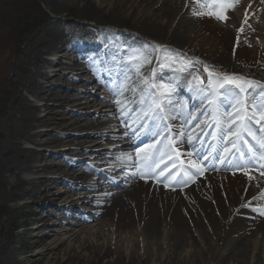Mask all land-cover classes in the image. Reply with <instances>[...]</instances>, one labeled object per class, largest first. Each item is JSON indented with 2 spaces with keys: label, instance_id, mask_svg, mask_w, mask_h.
Wrapping results in <instances>:
<instances>
[{
  "label": "bare ground",
  "instance_id": "1",
  "mask_svg": "<svg viewBox=\"0 0 264 264\" xmlns=\"http://www.w3.org/2000/svg\"><path fill=\"white\" fill-rule=\"evenodd\" d=\"M228 1H241L240 7L229 4L226 8L231 18L237 14L244 28L254 26L261 33L260 36L264 37V0ZM45 2L47 9L56 16L64 14V17H69L73 10L78 20L74 19L67 24H54L46 32H41L35 41L31 39L23 43L21 50L18 51V56L24 58V65H31L32 70L29 78L20 85V90L25 92L26 96L19 99L15 109L19 119L22 120L21 132L15 138H9L6 141L5 154L9 157H17L21 163L16 164L15 167L20 172H29L34 169L37 185L42 184L48 192L53 193L54 198L51 201L68 197L64 202L69 206L90 205L92 214L90 216L72 215L77 219L76 224H72L77 226L73 230L59 228L55 224H52L53 227H46L47 229L42 226L35 228L34 233L42 232L43 236L38 238L36 235L34 243L41 247L31 256L30 262L50 264L60 246L67 250L77 242L85 243L83 251L95 253L101 251L105 254L102 244L87 241L89 236L102 234L111 221L117 220L123 227L120 217L136 214L137 209L143 213L140 221L142 225L139 229L145 237L157 239V235L162 233L163 229H170L169 222L172 224V232L176 233L175 250L187 247L190 245L188 238L193 237L194 231L196 232L199 228L193 220V213H199L200 201L196 193L202 195L206 203H211L214 207L220 195L224 203H226L225 200L233 203L238 195L237 188L241 179L237 173L229 172V169H225L218 163L215 164L214 170L210 168L203 175L197 173L194 181H188L185 185L174 186V181L165 177L141 179L137 168L133 167L132 161L125 154H131L135 159L136 148L149 142L151 137L133 138L131 130L126 127L124 116L117 110L114 102L116 97L112 89L118 86L125 74L131 77V80L127 82L129 88L139 83L140 76L136 71L139 61L129 62L128 59L137 50L151 58V63L142 64L140 73L150 76L151 70L155 69L158 75L164 74L165 79L176 81L178 91L189 87H199V76H196L198 73H192L197 70L188 68L187 71H180L181 66L174 68L175 70L161 69L158 63H153V54L160 53L156 45L164 40L167 41L168 35L173 36L177 46L185 48L194 46L201 51L205 48L203 42L207 33L220 36L219 44L212 43L209 50L213 54L221 55V63H227L229 60L228 55L222 53V50L232 51L237 63L246 64L249 59L245 56V52H254L256 48L253 46L247 48V45L243 43L242 35L237 31L233 32L228 27L223 29L217 25H208L207 20L197 15H195L197 19L194 20L189 8H197L200 5L196 3V0H45ZM106 17L111 18L106 25L113 28L93 30L81 24V22H96ZM258 19L259 21L256 22ZM128 23H132L135 30L130 35L126 31H121V27L127 28ZM257 49L258 57L264 58V45L261 44V47ZM70 50H81L82 53L77 54L84 59L83 66H80V62L76 63L69 59ZM114 60L116 64L113 63ZM120 60H124L125 63L119 64ZM117 64L123 69L119 77L116 76ZM64 65L70 68H65ZM109 69H112L111 73ZM67 87L74 92L69 93L65 89ZM89 89H98V91L106 89V91L101 90L103 96H99L104 99V102L96 103L91 98L79 100V97L87 94ZM160 91H166V89ZM132 95L131 91L125 93L127 97ZM172 95L177 111L186 113L188 104L179 100L180 97L176 92L173 91ZM204 97L201 91L189 95L190 102L199 103L196 111L202 113V117L198 118L197 132L202 128L206 131L210 129V126L215 131L213 117L208 122L202 119L207 116L209 110L199 111L205 104ZM30 99L40 104H34ZM213 99L217 101L216 96ZM53 105L60 108L53 109ZM214 105H211L210 111L216 109ZM94 107L99 108L94 110ZM40 111L42 115H38ZM191 113L194 115V112ZM185 117H188V113ZM192 120V118L189 119V121ZM180 121L178 119L170 123L179 125ZM190 124L188 123L185 128L193 133L196 129L189 128ZM34 125L40 129H32L31 126ZM125 133L128 134L125 135ZM200 140L205 142V149L209 144L217 143L212 136ZM27 146L51 147L56 148V151L46 153L35 151ZM179 148L181 153H184L189 146L183 144L179 145ZM103 150L109 151L102 152ZM88 151L92 153L87 155ZM143 155L144 153H141V156ZM175 155L173 151V157ZM33 156L37 157V166H32ZM103 157L125 162L128 171L124 172L125 174L118 179V182L110 181L111 188L102 197L94 198L96 194L93 192L102 187L97 176H101V173L107 171L106 169H110L105 167L104 172L93 169V165L107 162ZM182 159L185 160L183 167H188L187 157ZM177 164L180 165L179 160ZM117 167L125 166L117 164L111 168L115 174L123 169ZM76 169L81 171L76 173ZM49 173L53 175L48 176ZM54 175L58 177L51 179L55 177ZM167 175L168 173H165V176ZM262 183L264 184V180ZM17 185L24 186L22 192L24 197L33 183L31 180L18 182L17 179ZM78 187H84L87 191H77ZM261 198L264 203V196ZM184 199L191 204L190 211L182 204ZM159 203L160 210H157L154 205ZM170 208L174 211L180 210L182 214L180 213L176 218H168ZM80 209L83 210V208ZM84 211L88 210L84 209ZM167 218L171 222L166 221ZM89 220L91 224H94L93 228L83 223ZM94 228H96L95 232L92 231ZM63 231L69 232L59 240ZM137 234L140 235L139 232ZM198 238L204 240L206 237L200 232ZM162 239H164L163 236ZM200 240L197 239L199 244ZM110 244L113 248L117 247V243L113 240ZM145 245L141 246L143 253L147 254L148 251L149 254H154V250L147 247V243ZM200 245L196 250L202 253L204 247ZM230 246L234 250L237 247L235 242ZM237 248L240 249L241 246ZM166 260L167 258H162L164 264L167 263Z\"/></svg>",
  "mask_w": 264,
  "mask_h": 264
},
{
  "label": "rangeland",
  "instance_id": "2",
  "mask_svg": "<svg viewBox=\"0 0 264 264\" xmlns=\"http://www.w3.org/2000/svg\"><path fill=\"white\" fill-rule=\"evenodd\" d=\"M36 1L40 3L42 10L47 15L46 19L38 27L24 26L25 28L19 27L12 31L17 23V15L18 12L21 13L22 8L20 7L22 6L19 5V0H0V182L3 184V189H5L3 191L4 198L0 200V264H32L30 262L31 256L41 247L34 243L36 235L38 238L43 236L42 232L35 234V228L41 226L42 228L53 227L52 224H55L59 228L73 230L77 226L72 224H76L77 219L72 215L77 216V214H81L83 216H90L92 214L90 205L83 207L80 205L75 207L74 205L69 206L68 203L64 202L68 197L66 199L51 201L54 198L53 193L48 192L42 184L37 185V175L34 174V169L29 172H20L15 167L16 164L21 163L17 157H9L5 154L6 141L9 138H15L21 132L22 120L19 119V115L16 114L15 109L17 108L16 104L19 99L26 96V93L20 90V85L29 78L32 70L31 65H24V58L18 56V51L21 50L24 45L23 43L31 39L35 41V38H38L41 32H46L54 24H67L68 22H73L74 19L75 21L78 20L73 10L70 12L69 17H64V14L56 16L47 9L45 0ZM229 4L240 7L241 1H228L224 4L212 5V7L217 8V15L223 16L225 19H217L215 15L197 16L207 20L206 23L208 25H217L223 29L228 27L233 32L237 31L241 34L243 43L247 45V48L249 46L256 48L254 52H245V56L249 59L248 63L239 64L234 59L232 51L220 50L229 57L227 63H221V55L219 53L213 54L209 50L212 43L218 45L221 40L220 36H214L213 33L206 34L203 42L205 48H202V51L196 49L194 46H190L189 48L177 46L175 39L171 35H168L167 41L164 40L156 45L169 49L171 52L179 53L178 59L180 63L175 64L174 68L178 66L184 67L188 61H191L192 65L190 68L197 70V72H192V70L191 72L198 73L196 76H199V87H189L178 91L176 89L179 87L176 81H174L173 91L180 97L179 100L187 103L189 106L188 109L186 108L188 111L183 116L189 113V111L194 112L196 119L189 121L191 123L189 128L196 129L193 133L199 134V139L211 137L208 133L214 132V128L210 126V129L206 131L202 128L197 132V128L199 127L194 126L199 121L198 118L202 117V113L200 114L196 111L199 103L193 104L190 102L189 95L200 92V89H204L203 93L205 96L208 95L210 90L218 92L220 89L215 83L216 78L224 79L225 76H232L233 74L243 77L245 80L254 81L261 87H264V58L257 55V47H261V44L264 45V37L260 36L261 33L254 26L244 28L237 14L231 18L230 12L226 10ZM208 11H210V8L203 7L201 4L197 8H189V12L194 17V20L197 19V16L195 17L193 12ZM108 19L111 18L106 17L96 22H81V24L93 30L113 28L106 25ZM258 21L259 19L256 20V22ZM121 31H126L129 35L135 32L132 23H128L127 28L121 27ZM68 53L70 54V60L76 63L80 62V66H83L84 59L81 55L77 54L82 53L81 50H70ZM153 56V63L155 64L160 59L161 53H155ZM206 66L208 71H205ZM64 67L70 68L68 65H64ZM209 73L212 75L209 76ZM210 79L213 81L211 85L208 83ZM229 86L231 85L225 82V87ZM65 89L69 93L74 92V90L68 87ZM101 90L106 91V89ZM101 90L89 89L87 94L79 97V100L91 98L96 103H103L104 99L99 97L103 96ZM257 90L259 91V88ZM216 97L218 101L220 97ZM30 100L34 104H40L34 99ZM204 102L205 104L201 106L199 111H209L207 112V116L202 119L208 122L213 115H216L217 119H219L220 117L215 110L210 111L211 106H209L208 101L204 99ZM214 106L216 107V104ZM225 107H227V104ZM57 108L60 107L53 105V109ZM98 108L94 107L93 109L96 110ZM220 112H223V109H220ZM42 114L41 111L38 112V115ZM185 118L190 119L189 117ZM31 128L35 130L40 129L36 125L31 126ZM121 131L123 132V130ZM29 148L46 153L56 151V148L51 147ZM104 151L109 150H103L102 152ZM91 153V151H88L87 155ZM32 159L34 161L32 166H37V157L33 156ZM104 159L107 161L106 163L93 165V169L97 172H104L105 167L110 168L106 169L107 171L103 174L101 173V176H97L100 183H102V187L93 192L96 194L94 198L102 197L111 188L109 182H118V179L125 174L124 172L128 171L125 162H119L110 159V157H105ZM80 161L82 162V160ZM86 161L89 162L88 160ZM117 164L125 167H117L118 169H123L121 172L117 171L115 174L111 168ZM80 171L76 169V173ZM228 171L237 173L241 179L240 185L237 188L239 190L238 195L234 198L233 203H230L229 200H225L226 203H224L220 195L214 207L211 203H206L202 195L196 193V197L200 201L199 213H193V220L199 226L197 229L206 237L204 240L198 238L200 232L195 229L196 232L194 231L193 237L190 236L188 238L190 245L175 250L176 233L172 232V224L169 222L170 229H163L162 233L157 235V239H149L140 232L139 228L142 225L140 221L143 218V213L140 209H137L136 214L120 217V221L124 225L123 227L118 223L119 221H111L108 228L102 234L99 233V235L97 233L89 236L87 241L102 244L106 251L105 254L101 251L99 253L83 251L85 243L80 244V242H77L73 243L70 249L67 250L65 247L60 246L50 264H164L162 258H167V263L165 264H264V215L260 214V212H264V203L260 195L264 191V184L262 183L264 174H261V170L258 168H246L243 172ZM245 172L248 174L246 175ZM47 175L51 176L53 174L49 173ZM54 176L51 179L58 177L57 175ZM17 179L18 182L21 180H31L33 183L30 191L24 197L22 196L24 186H18ZM58 184L56 186H59ZM79 190L87 191L84 187H78L77 191ZM249 202H251L250 206L245 207ZM182 204L189 211L191 210V204L185 199ZM80 208H83V210ZM154 208L160 210V203L154 205ZM252 208H258L259 211H253ZM84 209L88 211H84ZM180 213L182 214V211H174L170 208L167 217L176 218ZM168 218L166 221H170ZM83 223L89 225L91 228L94 226L90 220ZM92 231L95 232L96 228ZM68 232L63 231L61 236H59V240L61 237L67 235ZM138 232L140 235L137 234ZM162 236L164 239H162ZM196 238L200 240V244L204 247L202 253L196 250L198 245H200ZM111 240L117 243L116 248L111 246ZM234 242L237 247L240 245L241 248L238 249L236 247L235 250L232 249L230 245ZM145 243H147V247L149 246L154 250V254H149L148 251L147 254L143 253L141 246H146ZM144 252L146 251L144 250ZM162 253H165V255H162Z\"/></svg>",
  "mask_w": 264,
  "mask_h": 264
},
{
  "label": "snow or ice",
  "instance_id": "3",
  "mask_svg": "<svg viewBox=\"0 0 264 264\" xmlns=\"http://www.w3.org/2000/svg\"><path fill=\"white\" fill-rule=\"evenodd\" d=\"M227 2L228 0H196V3L210 8V11L193 12V15H215L217 19H225L217 15V8L212 5ZM157 50L161 53L157 61L159 67L175 70L174 65L180 63L179 53L159 46ZM128 59L129 62L139 61L136 67L137 74L140 76L139 83L129 88L127 82L131 80V77L125 74L124 79L112 89V92L116 97L114 102L117 110L124 116L126 127L131 130L133 138L151 137L149 142L136 148L135 159L131 154H125L132 161L133 167L137 168L141 179L165 177L174 181V186L185 185L188 181H194L197 173L203 175L210 168L214 170L217 163L225 169L241 172L246 168H258L261 174H264V163H262L264 162V87L235 74L225 76L224 79L216 78L215 83L220 91L210 90L204 99L208 101L209 106L216 104L215 112L220 117L217 119L216 115H213L215 131L208 133L217 143L209 144L205 149V142L199 139V134L193 135L185 128L189 119L184 118L173 103L174 81L165 79L164 74L158 75L155 69L151 70L150 76L140 73L142 64L151 63V58L139 50L133 52ZM113 63L116 64V61L114 60ZM124 63V60L119 61V64ZM119 64L116 70L117 77L123 71ZM191 65L192 62L188 61L180 71H187ZM111 71L112 69H109V73ZM205 71H208L207 66ZM211 75L209 73V76ZM225 82L231 86L225 87ZM208 83L211 85L213 81L210 79ZM161 89L166 91H160ZM129 91L133 95L125 96V93ZM200 91L203 92L204 89ZM214 96L221 99L216 101L213 99ZM226 104L227 107H225ZM220 109H223V112H220ZM188 117L196 119L191 112L188 113ZM178 119L181 120L179 125L170 123ZM194 127H199V121ZM183 144H188L189 148L181 153L179 145ZM173 151L176 153L175 157H173ZM141 153L144 155L141 156ZM185 156L188 164L186 168L183 167L185 160L182 159ZM177 160L180 161V165L177 164ZM172 169L176 171L173 172ZM165 173L168 175L165 176ZM245 174L248 173L245 172ZM260 195L264 196V192ZM250 204L251 202L245 207ZM252 210L259 211L258 208H252ZM260 214L264 215V212Z\"/></svg>",
  "mask_w": 264,
  "mask_h": 264
},
{
  "label": "trees",
  "instance_id": "4",
  "mask_svg": "<svg viewBox=\"0 0 264 264\" xmlns=\"http://www.w3.org/2000/svg\"><path fill=\"white\" fill-rule=\"evenodd\" d=\"M19 5L22 6L20 7L22 10L21 13L18 12L17 23L15 27H13L12 31L18 29L19 27L25 28L24 26L38 27L47 17L45 12L42 10L40 3L36 0H19ZM4 190L3 184L0 182V200L4 198Z\"/></svg>",
  "mask_w": 264,
  "mask_h": 264
}]
</instances>
